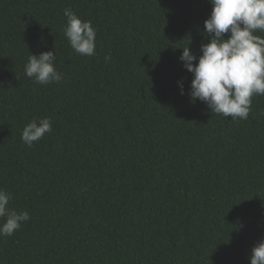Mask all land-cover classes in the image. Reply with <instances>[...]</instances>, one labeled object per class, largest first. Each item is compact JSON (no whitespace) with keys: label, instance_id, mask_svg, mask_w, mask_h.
<instances>
[{"label":"trees","instance_id":"1","mask_svg":"<svg viewBox=\"0 0 264 264\" xmlns=\"http://www.w3.org/2000/svg\"><path fill=\"white\" fill-rule=\"evenodd\" d=\"M65 8L92 22L95 55L69 46ZM211 8L0 0V188L30 216L0 237V264H249L264 239V95L247 120L190 102L179 56L201 54ZM46 51L60 83L24 74ZM45 117L52 131L28 147L23 127Z\"/></svg>","mask_w":264,"mask_h":264},{"label":"clouds","instance_id":"2","mask_svg":"<svg viewBox=\"0 0 264 264\" xmlns=\"http://www.w3.org/2000/svg\"><path fill=\"white\" fill-rule=\"evenodd\" d=\"M209 17L203 31L209 42L201 44L200 55L189 47L181 49L179 60L192 75L191 103L206 104L211 113L225 118L247 120L253 96L264 95V0H209ZM66 22L64 36L78 55L93 56L96 30L90 20L82 21L71 8L63 9ZM227 34V39L224 38ZM105 56V61L110 59ZM54 51L38 56L29 53L24 74L35 83H60L63 74L55 67ZM183 95V84L177 82ZM260 115L264 116V112ZM52 131L49 118H33L22 129L21 140L28 147ZM11 194L0 188V237L11 236L30 219L27 211L17 212L9 207ZM249 264H264V239L256 243L248 257Z\"/></svg>","mask_w":264,"mask_h":264}]
</instances>
